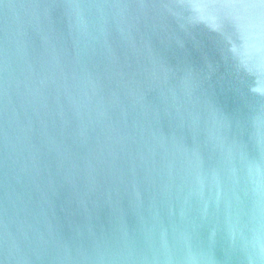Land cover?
<instances>
[{"label": "water", "instance_id": "95a60500", "mask_svg": "<svg viewBox=\"0 0 264 264\" xmlns=\"http://www.w3.org/2000/svg\"><path fill=\"white\" fill-rule=\"evenodd\" d=\"M0 264H264V0H0Z\"/></svg>", "mask_w": 264, "mask_h": 264}]
</instances>
